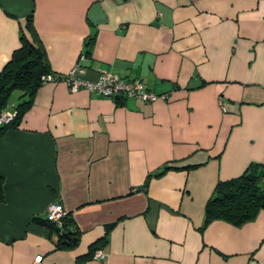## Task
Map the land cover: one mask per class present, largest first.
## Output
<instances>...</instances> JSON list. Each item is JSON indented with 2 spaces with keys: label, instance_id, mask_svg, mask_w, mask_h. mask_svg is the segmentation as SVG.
Instances as JSON below:
<instances>
[{
  "label": "crops",
  "instance_id": "1",
  "mask_svg": "<svg viewBox=\"0 0 264 264\" xmlns=\"http://www.w3.org/2000/svg\"><path fill=\"white\" fill-rule=\"evenodd\" d=\"M22 36L54 75L80 64L166 97L17 91L6 109L30 102L0 135V264H264V209L241 225L205 212L218 184L264 171V0H0V71Z\"/></svg>",
  "mask_w": 264,
  "mask_h": 264
},
{
  "label": "trees",
  "instance_id": "2",
  "mask_svg": "<svg viewBox=\"0 0 264 264\" xmlns=\"http://www.w3.org/2000/svg\"><path fill=\"white\" fill-rule=\"evenodd\" d=\"M26 28L33 37L29 18L26 20ZM33 43L34 41L29 42L22 36L19 49L0 71V112L6 109L13 92L21 91L30 98L42 85L41 77L52 74L45 61L44 52ZM29 102L30 100L14 106L17 115L10 123L0 126V135L16 127ZM2 184L3 179L0 176V204L3 201ZM261 209H264V171L258 167H252L243 176L216 186L213 196L206 203V222L223 219L235 225H241L254 219ZM46 222L53 231L60 233L57 243L59 248L72 247L77 243L78 234L67 231L71 223V214L63 219L61 228H56L47 220ZM98 248L102 247H92L89 255Z\"/></svg>",
  "mask_w": 264,
  "mask_h": 264
},
{
  "label": "built area",
  "instance_id": "3",
  "mask_svg": "<svg viewBox=\"0 0 264 264\" xmlns=\"http://www.w3.org/2000/svg\"><path fill=\"white\" fill-rule=\"evenodd\" d=\"M80 60H84L81 56ZM82 67L75 64L70 71L64 76L47 74L41 77L42 84L49 82H65L72 92L79 89H85L92 95L107 98H131L137 99L144 103L152 102L157 99H165V95H156L148 90L142 82L137 79H125L111 72H102L96 80H85L80 77ZM17 111L14 107L9 110L5 109L0 112V126L10 123L15 119ZM69 212L64 209L60 203H52L47 207L45 219L54 224L56 228L62 227L63 219L69 216ZM92 259L104 262L107 254L103 248L96 249L92 255ZM41 256H37L32 264H39Z\"/></svg>",
  "mask_w": 264,
  "mask_h": 264
},
{
  "label": "rangeland",
  "instance_id": "4",
  "mask_svg": "<svg viewBox=\"0 0 264 264\" xmlns=\"http://www.w3.org/2000/svg\"><path fill=\"white\" fill-rule=\"evenodd\" d=\"M18 96H20L19 92L15 91V92L12 94V96H11V98H10V100H9V104L11 103V101H15V100L17 99ZM17 100H18V99H17Z\"/></svg>",
  "mask_w": 264,
  "mask_h": 264
}]
</instances>
